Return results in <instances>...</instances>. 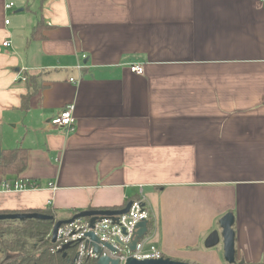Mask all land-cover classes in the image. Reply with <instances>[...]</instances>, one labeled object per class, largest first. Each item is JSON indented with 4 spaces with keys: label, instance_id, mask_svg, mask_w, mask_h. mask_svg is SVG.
<instances>
[{
    "label": "crops",
    "instance_id": "obj_1",
    "mask_svg": "<svg viewBox=\"0 0 264 264\" xmlns=\"http://www.w3.org/2000/svg\"><path fill=\"white\" fill-rule=\"evenodd\" d=\"M67 105L73 129L52 128ZM0 149H27L38 185L0 191V214L144 198L164 258L228 264L205 241L229 213L234 264H264V5L0 0Z\"/></svg>",
    "mask_w": 264,
    "mask_h": 264
},
{
    "label": "built area",
    "instance_id": "obj_2",
    "mask_svg": "<svg viewBox=\"0 0 264 264\" xmlns=\"http://www.w3.org/2000/svg\"><path fill=\"white\" fill-rule=\"evenodd\" d=\"M264 5V0H259ZM13 3L5 5V10H10ZM9 21L6 20L5 24ZM9 41H6L2 46H9ZM84 57V56H83ZM81 67V66H80ZM78 67V69H80ZM130 71L134 74H142V66L140 64L130 66ZM21 80L26 81V77L22 76ZM70 82H78L70 79ZM74 106L67 105L58 115L54 116L49 122L52 128H60L64 130H72L76 118L73 115ZM38 185L28 180L20 178H2L0 182V191L2 192H21L26 189H35ZM48 188L52 191L56 186L48 183ZM131 206L124 215H119L114 222L110 218H102L95 222L92 228L89 227V219H77L71 224L62 225L56 233V240L52 243L51 233L47 234V239L50 240L54 252H59L61 247L69 244V248L65 251L74 250L71 264H87V262L96 263L101 257H106L111 261H118L119 264H126L128 259L136 261L159 260L163 257L152 244V234L150 231L137 241L135 249L131 250L128 245L133 239L135 226L147 220H151V213L144 198L130 201ZM86 232H91L97 239V246L101 249L100 254L94 252L92 241L86 235ZM97 264V263H96Z\"/></svg>",
    "mask_w": 264,
    "mask_h": 264
},
{
    "label": "trees",
    "instance_id": "obj_3",
    "mask_svg": "<svg viewBox=\"0 0 264 264\" xmlns=\"http://www.w3.org/2000/svg\"><path fill=\"white\" fill-rule=\"evenodd\" d=\"M42 29V24L37 23L34 30H32V37L35 33ZM27 83L36 82L38 75H28ZM33 86L31 87V89ZM38 88V87H37ZM35 87V89H37ZM33 89L22 96L21 108L28 106V99L37 92ZM27 149H9L2 150L0 156V182L2 178H18L20 174L25 171L27 166ZM38 213L52 216V220H33L26 219L25 221L18 220H3L0 221V254L3 257L1 264H68L69 257L67 252H54L53 246L47 234L53 228L56 220H61L49 208L41 210H26L22 213ZM80 211L72 210L67 214L65 219H70L73 215ZM1 213V212H0ZM18 213V212H8ZM82 220H86L82 219ZM151 230L150 222L148 223V231ZM63 253L66 254L63 257ZM73 257V256H72ZM87 264H96L94 262H87Z\"/></svg>",
    "mask_w": 264,
    "mask_h": 264
},
{
    "label": "water",
    "instance_id": "obj_4",
    "mask_svg": "<svg viewBox=\"0 0 264 264\" xmlns=\"http://www.w3.org/2000/svg\"><path fill=\"white\" fill-rule=\"evenodd\" d=\"M1 151L0 149V156H1ZM131 206V203H127V205L122 208V209H100V210H85L82 212H79L70 219L67 220H56L55 224L53 225V228L51 230V237H52V243L55 242L56 240V233L57 230L62 226V225H68L74 222L77 219H89V227L92 228L93 225L95 224L96 221L102 219V218H110L114 222L117 220V217L119 215H124L128 212L129 207ZM26 219H33L37 221L41 220H52L54 221V218L52 216L44 215V214H38L35 212L32 213H12V214H0V221L3 220H18V221H25ZM233 215L231 214H225L220 220H219V229L221 230L220 233L213 232L211 233L207 240L205 241V245L207 247H213L215 246L219 239L222 240V245H223V258L228 264H234L235 259H234V253H235V244H234V237L235 233L234 230L232 229L233 225ZM148 231V221L144 220V222H140L135 226L134 229V235L133 239L128 245V248L131 250L135 249V244L139 239L144 237V235ZM86 235L90 238L92 241V247L94 249V252L97 254H100L101 249L98 248L97 246V239L94 234L91 232H86ZM69 248V244H65L61 247L60 252H65ZM66 254L63 253V257H65ZM71 260H69L68 264H71ZM126 264H188L184 262H179V261H171L168 258H160L159 260H145V261H136L134 259H128L126 261ZM97 264H119L118 261H111L106 257H101L100 259L97 260ZM73 264V263H72ZM192 264V263H189Z\"/></svg>",
    "mask_w": 264,
    "mask_h": 264
},
{
    "label": "rangeland",
    "instance_id": "obj_5",
    "mask_svg": "<svg viewBox=\"0 0 264 264\" xmlns=\"http://www.w3.org/2000/svg\"><path fill=\"white\" fill-rule=\"evenodd\" d=\"M50 233H51V231H50ZM73 253H74V250H73V249H72V250H69V251H68L69 257L72 258ZM2 260H3V257H2V255L0 254V264H1Z\"/></svg>",
    "mask_w": 264,
    "mask_h": 264
}]
</instances>
